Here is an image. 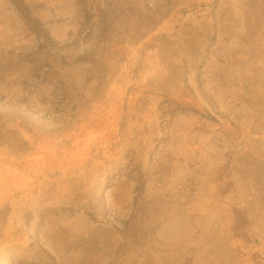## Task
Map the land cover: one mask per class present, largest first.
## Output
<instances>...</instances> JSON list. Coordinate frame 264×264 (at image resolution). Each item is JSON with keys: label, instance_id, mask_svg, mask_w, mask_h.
Wrapping results in <instances>:
<instances>
[{"label": "rangeland", "instance_id": "374dc122", "mask_svg": "<svg viewBox=\"0 0 264 264\" xmlns=\"http://www.w3.org/2000/svg\"><path fill=\"white\" fill-rule=\"evenodd\" d=\"M0 264H264V0H0Z\"/></svg>", "mask_w": 264, "mask_h": 264}]
</instances>
